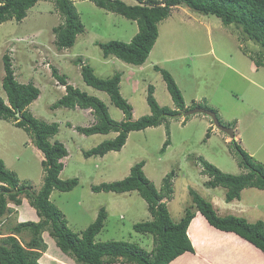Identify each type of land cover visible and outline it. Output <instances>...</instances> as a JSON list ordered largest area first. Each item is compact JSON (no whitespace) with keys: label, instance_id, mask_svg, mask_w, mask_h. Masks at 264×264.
<instances>
[{"label":"rangeland","instance_id":"obj_1","mask_svg":"<svg viewBox=\"0 0 264 264\" xmlns=\"http://www.w3.org/2000/svg\"><path fill=\"white\" fill-rule=\"evenodd\" d=\"M72 1L84 32L69 49L57 48L53 29L64 20L53 1L39 0L23 21L0 24V97L8 103L2 86L3 57L8 55L16 80L22 84L33 83L41 91L28 112L42 122L59 126V133L51 142H61L69 153L63 160L66 166L60 178L78 179V185L71 192L54 191L50 197L69 229L76 234L83 233L104 208L107 219L95 239L97 242H130L151 252L153 237L139 234L133 228L137 223L153 220L141 195L137 191L94 193L91 189L102 183L124 180L130 176L132 167L141 162L145 164V176L158 190L174 173L173 192L165 200L174 223L181 221L187 209L197 213L189 195L191 188L209 201L221 217L233 215L250 223L264 222V190L245 188L240 200L227 203V190L221 186L206 187L209 178L201 173L200 166L204 158L223 173L246 172L238 165L231 146L233 140L256 163L264 166V65H257L261 57L259 46L246 40L235 25L227 26L216 16L197 13L183 5L158 24L159 36L149 58L143 66H134L114 56L105 58L98 44L129 43L138 33L137 22L99 8L91 0ZM122 1L129 5L148 4V0ZM77 59L82 62L77 64ZM81 65L91 67L101 79L121 75L120 92L133 107L134 121L151 115L147 101L149 86L154 88V98L161 107L175 109L163 75L156 67L166 70L178 85L189 110L201 106L214 111L222 125L234 129L235 138L220 131L210 116L181 113L167 124L131 132L120 151L86 158L85 152L115 139L117 134L83 135L76 127H91L98 122L92 110L54 108L66 91L54 77L53 67L67 77L70 85L105 103L114 122L124 121L125 116L106 92L84 82ZM168 140L170 145L162 152ZM0 160L17 176L19 186L30 185L33 191H40L46 174L43 153L34 145L31 135L16 127L14 121L0 120ZM19 197L20 207L8 201V207L14 212L0 220V238L8 237L18 223L40 219L29 199L25 195ZM15 236L23 246L31 239L29 233ZM43 238L48 249L41 254L40 264H76L62 253L48 232ZM118 263L122 264L121 260Z\"/></svg>","mask_w":264,"mask_h":264},{"label":"trees","instance_id":"obj_2","mask_svg":"<svg viewBox=\"0 0 264 264\" xmlns=\"http://www.w3.org/2000/svg\"><path fill=\"white\" fill-rule=\"evenodd\" d=\"M38 1L0 0V24L11 20L23 21L28 10L33 8ZM45 1H53L64 20L61 26L53 29L58 50L73 47L77 36L84 32V26L73 1ZM91 1L99 8L136 21L139 28L138 33L129 43L110 41L98 44L105 58L114 56L127 64L143 66L157 42L158 24L169 18L176 7L184 5L194 12L216 16L227 26L235 25L246 40L259 46L261 57L257 65H264V0H148V4L139 2L135 5H129L122 0ZM81 62V59L76 61L77 64ZM3 64L5 74L2 86L8 103L0 97V120L14 121L16 127L24 129L31 135L34 145L43 153L42 165L46 174L43 186L37 193L30 185L19 186L17 176L8 171L4 162L0 160V183L2 185L0 186V220L7 213L14 212L8 207L9 200L19 207L22 205L19 197L21 195L29 199L31 207L36 210L40 218L38 222L30 220L18 223L11 229L8 237L0 238V264H40L41 254L48 249L43 238L45 232L55 239L62 253L72 258L76 264H115L119 260L124 264H171L181 255L195 252L188 230L198 212L204 216L210 226L223 232H233L264 253L263 221L250 223L243 217L233 215L221 217L217 215L213 205L192 188L189 189V195L192 197L197 213L195 214L193 209H187L181 221L174 223L165 202L173 192L174 173L172 172L165 179L161 190H158L154 183L145 176L144 162L133 166L130 176L124 180L102 183L91 189L94 193L124 194L137 191L141 195L147 202L153 220L137 223L133 228L139 234L153 237L154 248L151 252L130 242H97L95 239L103 230L107 219V212L104 208L99 212L95 222L83 233L72 232L63 214L50 200L54 191L71 192L79 183L78 179L62 180L60 178L66 166L63 160L68 157L69 153L61 142H51L58 135L59 126L56 123L42 122L28 112V107L39 98L40 89L33 83L22 84L16 80L13 64L8 55L3 57ZM156 70L163 75L175 109L161 107L154 98V88L149 86L147 101L151 115L134 121L133 107L120 92L121 75L116 74L110 79H101L95 75L91 67L81 65L84 82L96 90L106 92L114 105L124 113L125 120L119 123L112 120L105 103L70 85L67 77L62 76L58 69L53 67L54 77L65 87L66 91L54 108L92 110L98 122L91 127H76V130L83 135L92 136L112 132L117 134L115 139L108 140L85 152L86 158L104 156L111 151H120L131 132L159 127L188 111L182 92L171 74L159 67H156ZM198 107L201 108V106ZM207 133L209 136V132ZM231 143L238 157L239 167L246 172L239 175L223 173L204 158L200 163L201 173L209 178L205 183L206 187L221 186L226 189L227 203L240 200L245 188L264 190V166L256 163L237 142L233 140ZM169 145L168 140L162 152H165ZM23 233L31 235L26 246H23L15 236ZM192 237L197 241L201 240L196 229L192 231Z\"/></svg>","mask_w":264,"mask_h":264},{"label":"crops","instance_id":"obj_3","mask_svg":"<svg viewBox=\"0 0 264 264\" xmlns=\"http://www.w3.org/2000/svg\"><path fill=\"white\" fill-rule=\"evenodd\" d=\"M28 212L35 216L33 212ZM194 229L198 231L201 240L192 237ZM188 235L195 252L185 253L171 264H264V253L261 250L233 232H223L210 226L200 213L193 219Z\"/></svg>","mask_w":264,"mask_h":264},{"label":"water","instance_id":"obj_4","mask_svg":"<svg viewBox=\"0 0 264 264\" xmlns=\"http://www.w3.org/2000/svg\"><path fill=\"white\" fill-rule=\"evenodd\" d=\"M197 113L210 116L213 123L215 124V126L220 131L230 135L232 138H235V131L232 128H228V127L222 125L221 122L219 121L216 113L213 111L203 109V108H196L194 110H190V111L186 112V115H193V114H197ZM17 116H19V114H17Z\"/></svg>","mask_w":264,"mask_h":264},{"label":"flooded vegetation","instance_id":"obj_5","mask_svg":"<svg viewBox=\"0 0 264 264\" xmlns=\"http://www.w3.org/2000/svg\"><path fill=\"white\" fill-rule=\"evenodd\" d=\"M197 108H200V107H197ZM194 109H196V108H194ZM194 109H192V110H194ZM188 111H190V110H188ZM188 111H186V112H188ZM186 112H185V113H186Z\"/></svg>","mask_w":264,"mask_h":264},{"label":"clouds","instance_id":"obj_6","mask_svg":"<svg viewBox=\"0 0 264 264\" xmlns=\"http://www.w3.org/2000/svg\"><path fill=\"white\" fill-rule=\"evenodd\" d=\"M186 110H189V108H186ZM229 128V127H228ZM233 129V128H232ZM234 130V129H233Z\"/></svg>","mask_w":264,"mask_h":264}]
</instances>
